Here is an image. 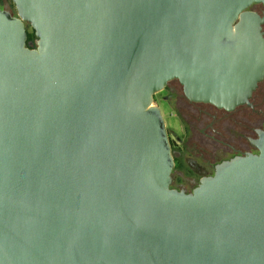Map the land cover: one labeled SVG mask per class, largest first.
I'll return each mask as SVG.
<instances>
[{
	"label": "water",
	"instance_id": "water-1",
	"mask_svg": "<svg viewBox=\"0 0 264 264\" xmlns=\"http://www.w3.org/2000/svg\"><path fill=\"white\" fill-rule=\"evenodd\" d=\"M0 6V264H264L257 153L191 193L153 96L232 109L264 79V0ZM27 26L35 39L27 42Z\"/></svg>",
	"mask_w": 264,
	"mask_h": 264
},
{
	"label": "flooded vegetation",
	"instance_id": "flooded-vegetation-1",
	"mask_svg": "<svg viewBox=\"0 0 264 264\" xmlns=\"http://www.w3.org/2000/svg\"><path fill=\"white\" fill-rule=\"evenodd\" d=\"M248 9L263 18L264 33V4L253 3ZM153 101L166 113L159 107L173 157L170 188L191 193L224 161L257 153L255 141L264 128V79L248 102L232 109L189 100L175 78L154 94Z\"/></svg>",
	"mask_w": 264,
	"mask_h": 264
},
{
	"label": "rangeland",
	"instance_id": "rangeland-1",
	"mask_svg": "<svg viewBox=\"0 0 264 264\" xmlns=\"http://www.w3.org/2000/svg\"><path fill=\"white\" fill-rule=\"evenodd\" d=\"M0 6L2 8H5V9L9 10L14 15L16 14V9L14 7V4L11 2V0H3L0 3ZM27 31H32V29L29 26H27ZM153 104L156 105V106H158V107H161L160 103H158V102L153 101ZM161 108L163 109V114H166L164 107H161Z\"/></svg>",
	"mask_w": 264,
	"mask_h": 264
},
{
	"label": "trees",
	"instance_id": "trees-1",
	"mask_svg": "<svg viewBox=\"0 0 264 264\" xmlns=\"http://www.w3.org/2000/svg\"><path fill=\"white\" fill-rule=\"evenodd\" d=\"M3 0H0V3L2 2ZM27 42H33L35 36H34V32L33 30L32 31H27Z\"/></svg>",
	"mask_w": 264,
	"mask_h": 264
}]
</instances>
